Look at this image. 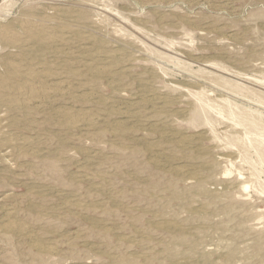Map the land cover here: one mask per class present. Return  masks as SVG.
<instances>
[{
  "label": "rangeland",
  "instance_id": "1",
  "mask_svg": "<svg viewBox=\"0 0 264 264\" xmlns=\"http://www.w3.org/2000/svg\"><path fill=\"white\" fill-rule=\"evenodd\" d=\"M25 14L76 31L38 61L70 95L0 107V137L30 142L0 148V264H264V0H0V24ZM0 47L4 72L16 50ZM68 108L97 125L64 127Z\"/></svg>",
  "mask_w": 264,
  "mask_h": 264
},
{
  "label": "bare ground",
  "instance_id": "2",
  "mask_svg": "<svg viewBox=\"0 0 264 264\" xmlns=\"http://www.w3.org/2000/svg\"><path fill=\"white\" fill-rule=\"evenodd\" d=\"M15 7V6H14ZM62 7V6H61ZM67 7V6H66ZM53 8V7H52ZM63 8V7H62ZM69 8V7H68ZM71 8V7H70ZM58 9V8H57ZM79 9V8H78ZM55 10V8L53 9ZM80 10V9H79ZM86 10V9H85ZM93 10V9H92ZM56 11V10H55ZM59 11V10H58ZM89 11V10H88ZM83 12V11H82ZM92 12V11H91ZM93 13V12H92ZM12 15V14H11ZM15 16V15H14ZM17 17V16H16ZM92 17V16H91ZM98 20V19H97ZM101 20V19H100ZM2 21V20H1ZM59 20L56 19V15H46L44 17H36L33 14H25L22 16L17 17L16 19L12 20L9 23L0 24V45L11 49L16 50V53H11V58L1 61L3 65L4 72H0V107H6L12 110H19L25 113H32L35 109H45L47 108L53 99L56 96L68 95L69 89L63 81L56 77V72L53 71L52 67L46 66H39V57L42 55L41 53L44 51H51L57 48V45H67L70 42L68 33L76 32L72 30L71 25L66 23L58 22ZM74 21V20H73ZM68 22V21H67ZM89 22V21H88ZM98 22V21H97ZM69 23V22H68ZM74 26V25H73ZM75 27V26H74ZM76 29V27H75ZM77 30V29H76ZM88 30V29H87ZM84 31V30H83ZM79 37H83L81 33H77ZM91 35V34H90ZM203 35V34H202ZM205 36V33H204ZM103 41V40H102ZM105 41V40H104ZM79 42V41H78ZM110 42V41H109ZM125 43V42H124ZM79 45V44H78ZM68 47V46H67ZM89 47V46H88ZM1 48V47H0ZM128 48V47H127ZM38 49V50H37ZM132 49V48H131ZM58 50V49H57ZM56 51V50H55ZM116 51V50H115ZM62 52V51H61ZM86 52V51H85ZM66 53V52H65ZM89 53V52H86ZM116 53V52H114ZM120 53V52H118ZM45 54V53H44ZM124 54V53H123ZM185 54V53H184ZM75 55V54H74ZM94 56V55H93ZM125 57V56H124ZM134 58V57H133ZM46 59V58H45ZM97 59V57H96ZM78 60V59H77ZM146 60V59H145ZM67 61V60H66ZM73 61V60H72ZM83 61V60H82ZM108 62H110L108 60ZM204 62V61H203ZM80 63V62H78ZM52 64V63H51ZM91 64V63H90ZM75 65V64H74ZM85 65V64H84ZM51 66V65H50ZM60 68V67H59ZM70 68V67H69ZM144 68V67H143ZM115 68L113 66H90L88 65L87 71L95 78L104 75H110L115 72ZM76 70V69H75ZM125 70V69H124ZM158 71V70H156ZM58 72V71H57ZM75 72V71H74ZM86 72V71H85ZM145 74V73H143ZM61 75V74H59ZM71 75V74H70ZM112 77V76H110ZM80 79V78H79ZM135 80V79H134ZM142 80V79H141ZM152 80V79H151ZM156 80V79H155ZM137 81V80H135ZM67 82V81H66ZM139 82V81H138ZM149 81L147 80V83ZM261 82V81H260ZM123 83V82H122ZM146 83V84H147ZM68 84V83H67ZM149 84V83H148ZM154 84V83H153ZM182 84V83H181ZM72 86V85H71ZM134 86V85H133ZM104 87V86H103ZM135 87V86H134ZM196 87V86H193ZM198 87V86H197ZM70 88V87H69ZM139 88V87H138ZM125 89V88H124ZM198 89H196L197 91ZM125 91V90H124ZM199 91V90H198ZM203 91V90H202ZM156 92V91H155ZM92 93V92H91ZM123 93V92H122ZM151 94L154 95L152 92ZM179 94V93H178ZM187 94V93H186ZM70 95V94H69ZM77 95V94H76ZM123 95V94H122ZM144 95V94H143ZM168 95V94H167ZM188 95V94H187ZM91 97V96H89ZM145 97V95H144ZM227 97V96H226ZM58 98V97H57ZM156 98V97H155ZM81 99V98H80ZM158 99V98H157ZM180 99V98H179ZM246 100V99H245ZM54 101V100H53ZM149 101V100H148ZM173 101V100H172ZM144 104L147 100H143ZM54 103V102H53ZM112 103V102H111ZM138 103V102H137ZM177 103V102H176ZM183 103V102H182ZM108 104V102H107ZM193 104V103H191ZM53 105V104H52ZM157 105V104H156ZM188 105V104H187ZM217 105V104H215ZM142 106V105H141ZM167 106V105H166ZM170 106V105H169ZM231 106V105H230ZM259 106V105H258ZM164 107V106H163ZM195 107V106H194ZM223 107V106H222ZM123 108V107H122ZM147 108V107H146ZM156 109V108H154ZM163 109V108H162ZM166 109V108H165ZM196 109V108H195ZM221 109V108H220ZM51 110V109H50ZM61 110V109H59ZM215 110V109H214ZM111 111V110H110ZM148 111V110H147ZM18 112V111H17ZM115 113V111H112ZM156 112V111H155ZM181 112V110H180ZM15 113V112H14ZM20 113V112H19ZM60 117V123L69 129H79L83 126H96L97 119L93 116V114L83 111V110H69L63 109L58 112ZM119 113V112H118ZM122 113H124L122 111ZM129 113V112H128ZM146 113V112H145ZM173 113V112H172ZM134 114V113H133ZM39 115V114H38ZM154 115V114H153ZM40 116V115H39ZM38 116V117H39ZM128 116V115H126ZM136 116V115H135ZM151 116V115H150ZM173 116V115H172ZM53 117V116H51ZM143 117V116H142ZM1 115H0V122H1ZM22 118V117H21ZM143 119V118H142ZM150 119V118H148ZM160 119V118H159ZM5 120V119H4ZM21 120V119H20ZM44 120V119H43ZM46 120V118H45ZM130 120V119H129ZM169 120V119H168ZM22 122V121H21ZM27 122V121H26ZM42 122V121H41ZM45 122V121H44ZM173 122V121H172ZM260 122V121H259ZM28 123V122H27ZM161 123V122H160ZM174 123V122H173ZM233 123V122H232ZM148 124V123H147ZM163 124V123H162ZM262 124V123H261ZM33 125V124H32ZM58 125V124H57ZM156 125V124H155ZM12 126V125H11ZM20 126V125H19ZM25 126V125H24ZM144 126V125H143ZM157 126V125H156ZM161 126V125H160ZM42 127V126H41ZM58 127V126H57ZM56 127V128H57ZM148 127V126H147ZM155 127V126H154ZM166 127V126H165ZM238 127V126H237ZM96 128V127H95ZM117 128V127H116ZM157 128V127H156ZM228 128V127H227ZM84 129V128H83ZM225 129V128H224ZM40 130V129H39ZM95 130V129H94ZM103 130V127H102ZM106 130V129H105ZM226 130V129H225ZM33 131V130H32ZM50 131V130H49ZM132 132V130H130ZM134 131V130H133ZM153 131V130H152ZM43 132V131H42ZM129 132V131H128ZM130 132V133H131ZM151 132V131H150ZM50 133V132H49ZM94 133V132H93ZM97 133V132H96ZM102 133V132H101ZM141 133V132H140ZM139 133V134H140ZM162 136H167L162 131ZM239 133V132H238ZM237 133V134H238ZM59 134V133H58ZM156 134V133H155ZM242 134V133H241ZM91 135V134H90ZM97 135V134H96ZM118 135V134H117ZM161 135V134H160ZM243 135V134H242ZM76 136V135H75ZM121 136V135H118ZM126 136V135H125ZM161 136V137H162ZM191 136V135H190ZM208 136V135H207ZM27 137V136H25ZM96 138V136H94ZM131 137V136H130ZM168 137V136H167ZM242 137V136H241ZM12 138V137H11ZM86 138V137H85ZM146 138V137H145ZM173 138V137H172ZM201 138V137H200ZM248 138V137H247ZM23 139V138H22ZM70 139V138H69ZM79 139V138H78ZM81 139V138H80ZM92 139V138H91ZM118 139V138H117ZM147 139V138H146ZM161 139V138H160ZM249 139V138H248ZM46 140V139H45ZM54 140V139H53ZM162 140V139H161ZM212 140V139H211ZM242 139H240L241 141ZM245 140V139H244ZM31 141V140H30ZM47 141V140H46ZM50 141V140H49ZM88 141V140H87ZM120 141V140H119ZM125 141V140H123ZM185 139L182 138L179 140V144H185ZM209 141V140H208ZM239 141V142H240ZM243 141V140H242ZM241 141V144H242ZM33 142V141H32ZM31 142V143H32ZM55 142V141H54ZM72 142V141H71ZM94 142V141H93ZM122 142V140H121ZM128 142V141H127ZM133 142V141H131ZM147 142V140H146ZM152 142V141H151ZM155 142V141H154ZM172 142V141H171ZM250 142V141H249ZM30 142L27 139H24V142L20 143L13 138L10 139L7 137L1 138L0 137V148L10 145L12 147L22 149L23 145L27 146ZM52 143V142H51ZM126 142H123V144ZM130 143V142H129ZM134 143V142H133ZM165 143V142H164ZM107 144V143H106ZM121 144V143H120ZM119 144V145H120ZM153 144V143H151ZM118 145V146H119ZM150 145V144H149ZM161 145V144H160ZM163 145V144H162ZM112 146V145H111ZM132 146V145H131ZM50 147V146H49ZM123 147V146H122ZM153 147V145H152ZM156 147V146H155ZM162 147V146H161ZM164 147V145H163ZM178 147V146H177ZM183 147V146H182ZM229 147V146H228ZM14 148V149H15ZM32 149V148H31ZM116 149V148H115ZM132 149V148H131ZM136 149V148H134ZM158 149V148H156ZM162 149V148H161ZM172 149V148H171ZM170 149V150H171ZM181 148H178V150ZM184 149V148H183ZM188 149V148H187ZM203 149V148H202ZM233 149H235L233 147ZM89 150V149H87ZM112 150V148H111ZM153 150V148H152ZM160 150V149H159ZM186 150V149H185ZM25 151V150H24ZM164 151V150H163ZM181 151V150H180ZM16 152V151H15ZM34 152V151H33ZM52 152V151H51ZM66 152V151H65ZM184 152V151H183ZM30 153V152H29ZM60 153V152H59ZM73 153V152H72ZM192 153V152H191ZM206 153V151H205ZM71 154V153H70ZM139 154V153H138ZM147 154V153H146ZM168 154V153H167ZM181 154V153H180ZM179 154V155H180ZM14 155V154H13ZM22 155V154H21ZM96 155V154H95ZM162 155V154H161ZM225 155V154H224ZM24 156H26L24 154ZM60 156V155H59ZM94 156V155H93ZM113 156V155H112ZM135 156V155H134ZM172 156V155H171ZM228 156V155H226ZM236 156V155H235ZM238 156V155H237ZM98 157V156H97ZM136 157V156H135ZM231 157V155H230ZM76 158V157H75ZM106 158V157H105ZM110 158V157H109ZM128 158V157H127ZM168 158V157H167ZM192 158V157H191ZM190 158V159H191ZM200 158V157H199ZM237 158V157H236ZM12 159V158H11ZM89 159V158H88ZM107 159V158H106ZM187 159V158H186ZM204 159V158H203ZM231 159V158H230ZM261 159V158H260ZM19 160V159H17ZM35 160V159H34ZM79 160V159H78ZM95 160V159H94ZM127 160V159H126ZM202 160V157H201ZM205 160V159H204ZM238 161V160H237ZM236 161V162H237ZM18 162V161H17ZM46 162V161H44ZM100 162V161H99ZM103 162V161H102ZM110 162V161H108ZM130 162V161H129ZM147 162V161H146ZM160 162V161H159ZM262 162V161H261ZM48 163V162H47ZM138 163V162H137ZM37 164V163H36ZM53 164V162L51 163ZM59 164V163H58ZM65 164V163H64ZM103 164V163H101ZM108 164V163H107ZM130 164V163H128ZM145 164V163H144ZM158 164V163H157ZM218 164V163H217ZM220 164V163H219ZM223 164V163H222ZM231 164V163H229ZM263 164V163H262ZM15 165V164H14ZM26 165V164H25ZM41 165V164H40ZM39 165V166H40ZM44 165V164H43ZM49 165V164H48ZM57 165V164H56ZM61 165V164H60ZM109 165V164H108ZM161 165V164H160ZM182 165V164H181ZM211 165V164H210ZM98 166V165H97ZM101 166V165H100ZM112 166V165H111ZM159 166V165H158ZM226 166V164H225ZM233 166V164H232ZM46 167V166H45ZM53 167V166H52ZM69 167V166H68ZM94 167V166H93ZM184 167V166H183ZM231 167V166H230ZM7 168V167H6ZM32 168V167H31ZM39 168V167H38ZM43 168V167H42ZM55 168V167H53ZM53 168L50 172L53 171ZM44 169V168H43ZM46 169V168H45ZM170 169V168H169ZM168 169V170H169ZM189 169V168H188ZM7 170V169H6ZM12 170V168L10 169ZM38 170V169H37ZM55 170V169H54ZM201 170V169H200ZM230 170V169H229ZM34 171V170H32ZM46 171V170H45ZM138 171V170H137ZM136 171V172H137ZM166 171V170H165ZM170 171V170H169ZM182 172L181 169L175 170L176 173ZM227 171V168H226ZM57 172V171H56ZM55 172V173H56ZM62 172V171H61ZM99 172V171H98ZM101 172V171H100ZM105 172V171H104ZM158 172V171H157ZM156 172V173H157ZM167 172V171H166ZM171 172V171H170ZM174 172V170H173ZM185 172V171H183ZM198 172V171H197ZM196 172V173H197ZM202 172V171H201ZM232 172V171H231ZM231 172L227 171V174ZM239 172V170H238ZM237 172V173H238ZM250 172V171H249ZM26 173V172H25ZM41 173V172H40ZM135 173V172H134ZM225 174V171L223 172ZM243 173V172H240ZM245 173V172H244ZM39 174V173H38ZM57 174V173H56ZM61 174V173H60ZM100 174V173H99ZM184 174V173H182ZM186 174V173H185ZM192 174V173H191ZM202 174V173H201ZM25 175V174H24ZM29 175V174H28ZM46 176V174H44ZM52 175V174H51ZM59 175V174H58ZM109 175V173H108ZM107 175V176H108ZM129 175V173L127 174ZM168 175V174H167ZM177 175V174H176ZM239 175V174H238ZM241 175V174H240ZM6 176V175H5ZM50 176V175H49ZM53 176V175H52ZM102 176V175H100ZM105 176V175H104ZM164 176V174H163ZM234 176V175H232ZM231 176V177H232ZM250 176V175H249ZM27 177V176H26ZM32 177V176H30ZM76 177V176H74ZM131 177V176H129ZM165 177V176H164ZM200 177V175H199ZM251 177V176H250ZM6 178V177H4ZM3 178V179H4ZM45 178V177H44ZM147 178V177H146ZM197 178V177H196ZM202 178V177H201ZM227 178V177H226ZM240 178V177H239ZM244 178V177H242ZM2 179V177H1ZM2 179V180H3ZM59 179V178H58ZM100 179V177L98 178ZM150 179V178H149ZM178 179V178H177ZM182 179V178H181ZM37 180V179H35ZM40 180V179H39ZM38 180V181H39ZM42 180V179H41ZM61 180V179H60ZM63 180V179H62ZM74 180V179H73ZM103 180V179H101ZM133 180V179H132ZM245 180V179H244ZM247 180V179H246ZM253 180V179H252ZM80 181V180H79ZM78 181V182H79ZM83 181V179H82ZM105 182V180H103ZM140 181V180H139ZM144 181V180H141ZM150 181V180H149ZM256 181V180H255ZM44 182V181H43ZM58 182V181H57ZM62 182V181H61ZM76 181V183H78ZM88 182V181H86ZM107 182V181H106ZM110 182V181H109ZM128 182V181H127ZM179 182V180H178ZM193 182V181H192ZM199 182V181H198ZM203 183V181H201ZM5 183V182H4ZM41 183V182H40ZM51 183V182H50ZM180 183V182H179ZM6 184V183H5ZM27 184V183H26ZM47 184V183H46ZM96 184V183H95ZM192 184V183H191ZM29 185V184H27ZM32 185V184H31ZM65 185V184H64ZM102 185V183H101ZM106 185V184H105ZM151 185V184H150ZM241 185V184H240ZM39 186V185H38ZM52 186V185H50ZM54 186V185H53ZM71 186V185H70ZM104 186V185H103ZM110 186V184L108 185ZM137 186V185H136ZM194 186V185H193ZM62 187V186H61ZM60 187V188H61ZM82 187V186H81ZM101 187V186H100ZM204 187V186H203ZM51 188V187H50ZM87 188V187H86ZM90 188V187H89ZM104 188V187H102ZM107 188V187H106ZM109 188V187H108ZM107 188V189H108ZM141 188V187H140ZM172 188V187H171ZM191 188V187H190ZM205 188V187H204ZM249 188V185H243V189ZM63 189V188H62ZM72 190V188H70ZM69 189V190H70ZM98 189V188H97ZM116 189V188H115ZM127 189V188H124ZM53 190V189H52ZM56 188L54 189V191ZM66 190V188H65ZM63 190V191H65ZM101 190V188H100ZM140 190V189H139ZM191 190V189H190ZM242 190V189H241ZM32 191V190H31ZM53 191V192H54ZM97 191V190H96ZM117 191V190H116ZM125 191V190H124ZM128 191V190H127ZM135 191V190H134ZM151 191V190H150ZM166 191V190H165ZM192 191V190H191ZM74 192V190L72 191ZM78 192V191H76ZM99 192V191H97ZM115 192V191H114ZM156 192V191H155ZM59 193V192H58ZM64 193V192H63ZM80 193V192H79ZM139 193V192H137ZM142 193V192H140ZM214 192H212L213 194ZM261 193V192H260ZM60 194V193H59ZM74 194V193H73ZM131 194V193H129ZM144 194V193H143ZM156 194V193H155ZM25 195V194H24ZM65 195V194H64ZM85 195V194H84ZM110 195V194H109ZM177 195V194H176ZM180 195V194H179ZM182 195V194H181ZM180 195V196H181ZM22 196V195H20ZM30 196V195H29ZM60 196V195H59ZM148 196V195H147ZM211 196V195H210ZM5 197V196H4ZM27 197V196H26ZM81 197V196H80ZM98 197V196H97ZM171 197V196H169ZM179 197V196H178ZM3 198V197H2ZM16 198V197H15ZM14 198V199H15ZM23 198V196H22ZM88 198V197H87ZM116 198V197H113ZM124 198V197H122ZM210 198V197H209ZM44 199V198H43ZM157 199V198H156ZM214 199V196H213ZM18 200V199H17ZM35 200V198H34ZM52 200V199H51ZM38 201V200H37ZM40 201V199H39ZM82 201V200H81ZM136 201V200H135ZM148 201V200H147ZM15 202V201H14ZM19 202V201H18ZM21 202V201H20ZM33 202V201H32ZM43 202V201H42ZM46 202V201H45ZM49 202V201H48ZM91 202V200H90ZM140 202V201H139ZM5 203V202H4ZM22 204V203H21ZM39 204V203H38ZM55 204V203H54ZM136 204V203H135ZM144 204V203H143ZM150 204V203H149ZM210 206L209 203H206ZM69 205V203H68ZM80 205V204H79ZM94 205V204H93ZM141 205V204H140ZM154 206V204H152ZM20 206V205H19ZM22 206V205H21ZM43 206V205H42ZM50 206V205H49ZM96 206V205H95ZM193 206V204L191 205ZM230 206V205H229ZM16 207V206H15ZM14 207V208H15ZM41 207V206H40ZM83 207V206H82ZM88 207V206H87ZM108 207V206H107ZM106 207V208H107ZM231 207V206H230ZM12 208V207H10ZM27 208V207H26ZM37 208V207H35ZM43 208V207H41ZM109 208V207H108ZM127 208H129L127 206ZM46 209V208H45ZM147 209V208H146ZM145 209V210H146ZM215 209V208H214ZM1 210V209H0ZM106 210V209H105ZM138 210V209H137ZM243 210V209H242ZM19 211V210H18ZM24 211V210H23ZM40 211V210H39ZM46 211V210H45ZM68 211V210H67ZM97 211V210H96ZM204 211V210H203ZM230 211V209H229ZM14 212V211H13ZM78 212V211H77ZM113 212V211H112ZM126 212V211H125ZM10 213V212H9ZM15 213V212H14ZM54 213V212H53ZM80 213V212H78ZM114 213V212H113ZM116 213V212H115ZM119 213V212H118ZM132 213V212H131ZM11 214H13L11 212ZM37 214V213H36ZM83 214V213H82ZM81 214V215H82ZM120 214V213H119ZM174 214V213H173ZM168 215V214H167ZM92 216V215H91ZM118 216V214L116 215ZM178 216V215H177ZM180 216V214H179ZM262 217V215H261ZM37 218V216H36ZM65 218V217H64ZM96 218V217H95ZM119 218V217H118ZM146 218V217H145ZM160 218V217H159ZM170 218V217H169ZM177 218V217H176ZM5 219V218H4ZM26 219V218H25ZM67 219V218H66ZM6 220V219H5ZM9 220V219H8ZM21 220V219H20ZM52 220V219H51ZM200 220V219H199ZM30 221V220H29ZM120 221V219H119ZM153 221V220H152ZM8 222V221H7ZM20 222V221H19ZM17 221H9L6 225V228L11 231H15L19 234H26L27 230L26 227ZM51 222V221H50ZM121 222V221H120ZM208 222V221H207ZM44 223V222H43ZM111 223V222H110ZM199 223V222H198ZM48 223H45V225ZM102 224V223H101ZM120 224V223H119ZM143 224V223H142ZM168 224V222H167ZM41 225V224H40ZM39 225V226H40ZM124 225V224H123ZM174 225V224H173ZM44 226V224H43ZM52 226V225H51ZM126 226V225H125ZM5 227V226H4ZM2 228V227H1ZM44 228V227H43ZM47 228V227H46ZM101 228V227H100ZM120 229V228H118ZM151 229V228H150ZM49 230V229H48ZM167 230V229H166ZM183 230V229H182ZM55 231V230H54ZM108 231V230H106ZM110 231V230H109ZM116 231V230H115ZM166 232V231H165ZM112 233V232H111ZM120 233V232H118ZM141 233V232H140ZM144 233V232H143ZM58 234V233H57ZM114 234V233H113ZM145 234V233H144ZM76 235V234H75ZM34 236V233L33 235ZM45 236V235H44ZM107 236V235H106ZM132 236V235H131ZM135 236V235H134ZM6 237V236H5ZM3 237V238H5ZM9 237V236H8ZM109 237V236H107ZM7 238V237H6ZM65 238V237H64ZM77 238V237H76ZM128 238V237H127ZM24 239V238H23ZM79 239V237H78ZM123 239V238H122ZM125 240V239H124ZM7 241V240H6ZM73 241V240H72ZM9 242V241H8ZM141 243V242H140ZM170 243V242H169ZM173 243V241H172ZM171 243V244H172ZM46 244V243H45ZM137 244V243H136ZM73 245V244H72ZM83 245V244H82ZM19 246V245H18ZM33 246L39 252H55L52 247H46L38 241L33 243ZM80 246V245H79ZM122 246V245H120ZM22 247V246H21ZM115 248V247H114ZM126 248V247H125ZM57 249V248H56ZM55 249V250H56ZM168 249V248H167ZM208 249V248H206ZM174 250V249H173ZM172 250V251H173ZM180 250V249H179ZM151 251V250H150ZM153 251V250H152ZM207 251V250H206ZM235 251V250H234ZM23 252V251H22ZM27 252V251H25ZM110 252V251H109ZM30 253V252H29ZM144 253V252H143ZM22 254V253H21ZM24 254V253H23ZM110 255V254H109ZM32 256V255H31ZM30 257V256H29ZM115 257V256H114ZM118 257V256H117ZM116 257V258H117ZM151 257V256H150ZM32 258V257H31ZM119 258V257H118ZM152 258V257H151ZM9 259V258H8ZM192 259V258H191ZM114 260V259H113ZM119 260V259H118ZM123 260V259H122ZM152 260V259H151ZM155 260V259H154ZM164 260V259H163ZM136 261V260H135ZM157 261V259H156ZM12 262V261H11ZM42 262V261H41ZM6 263V262H5ZM8 263V262H7ZM11 264V263H10ZM42 264V263H41Z\"/></svg>",
  "mask_w": 264,
  "mask_h": 264
}]
</instances>
